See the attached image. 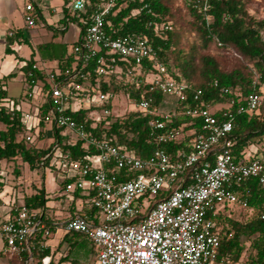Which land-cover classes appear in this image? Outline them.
<instances>
[{
    "label": "built area",
    "instance_id": "built-area-1",
    "mask_svg": "<svg viewBox=\"0 0 264 264\" xmlns=\"http://www.w3.org/2000/svg\"><path fill=\"white\" fill-rule=\"evenodd\" d=\"M87 2L72 0L77 17ZM113 4L114 0H109L92 14L80 41L73 46L77 60L72 66L63 71L60 67L48 70L33 64L26 73L27 98L32 100L39 94L43 98L41 104L47 102L49 109L43 116L39 114L41 105L31 112L24 111L23 121L28 129L25 140L30 142L33 133L39 132L43 119L45 127L62 128V134L68 135L70 142L82 140L85 149L96 151L84 159L59 156L52 161L54 166L59 162L56 169L66 182V190L89 192L92 208L98 213L95 219L79 214L63 223L66 232L90 238L97 251L93 264H216L225 234L218 224V211L225 204L246 208L245 195L254 181L264 191V155L251 156L250 150L237 159L233 153L232 113H218L203 101L186 110L187 115L203 120V133L192 139L189 151L179 149L175 157L158 148L143 158L107 138L86 133L83 123L75 120L70 111L104 105L101 115L107 116L112 109L105 106L110 102L109 93L79 82L86 75L82 69L93 65V72L99 78L109 76L114 69L107 61L106 55L110 53L138 65L157 58L147 36L129 34L113 38L106 32L105 18ZM35 10L33 3L25 7L24 17L30 28L36 26ZM155 66L158 73L149 81V91L161 92L164 100L166 95L175 96L176 102L185 100L188 84L169 77L162 63L156 62ZM35 71L45 73L44 80L37 78ZM131 75L132 82L140 83L129 69L128 76ZM201 94L198 90L195 99ZM84 99L90 102L88 106H82ZM152 101V96L144 97L137 107L149 110ZM18 102L15 104L11 99L2 105L20 109ZM262 107L263 97L251 93L238 111L258 112ZM162 115L164 119L152 122L157 130H165L166 122L172 117L169 112ZM180 133L174 128L166 129L157 138L168 142L178 139ZM120 172L126 179L119 180ZM14 213L0 222V238L7 251L27 253L28 259L33 260L32 242L35 245L39 242L38 235L45 240L51 231L40 210L22 204L14 208ZM261 217L264 218V212ZM39 245L45 246L43 241ZM49 262L48 256L42 258L43 264Z\"/></svg>",
    "mask_w": 264,
    "mask_h": 264
},
{
    "label": "trees",
    "instance_id": "trees-1",
    "mask_svg": "<svg viewBox=\"0 0 264 264\" xmlns=\"http://www.w3.org/2000/svg\"><path fill=\"white\" fill-rule=\"evenodd\" d=\"M108 1L88 0L85 9L80 11V17L74 15L81 30L73 46L80 41L96 8ZM252 1L182 0L185 10L182 12L177 5L178 0H114L105 18L106 32L113 38L129 34L147 36L157 51V58L147 59L138 65L133 61L122 60L115 53L107 54V61L114 65V69L109 76L100 78L93 72V65L84 67L82 71L86 75L79 82L88 88L95 86L102 92L109 93L110 102L106 107L112 109L114 98L122 93H125L131 107L124 116L115 115L113 111L107 116L101 115L104 105L81 107L70 111V115L83 123L89 136L107 138L140 157L147 158L158 148H164L171 157H175L179 149L189 151L191 139L203 133V120L186 113L188 108L198 106L203 101L206 107L219 111L218 113H232V135L235 138L233 153L237 159L250 150L251 156L264 155V98L263 107L258 112L238 111L249 94L257 93L264 97V18H257L249 11ZM64 21L65 25L70 21L68 13ZM48 27L56 37L58 30ZM66 31L67 29L61 30V34ZM20 35L16 32L11 36V41L18 40ZM38 49L42 54L43 51L46 52L49 58L57 59L63 71L77 60L74 49L68 52L67 44L50 42ZM6 51H10L8 46ZM230 52L235 57L228 65L223 57ZM156 62L166 67L169 77L188 84L186 99L176 102L173 109L169 110L172 117L166 122L165 130L174 128L182 134L191 132L189 136H180L168 142L158 141V134L165 130L155 129L152 122L164 119L160 113L164 96L158 91L150 92L148 80L150 74L158 73ZM33 64L34 61H31L25 67L31 70ZM129 69L137 80H141L140 83L129 80ZM35 74L37 78L44 80L45 73L35 71ZM13 75L15 74L9 76ZM198 90L202 94L199 99H195ZM149 96L153 97L149 110L138 108V102ZM11 99L14 98L0 88V124L3 125L0 129V161L15 162V167L21 161L31 170H44L54 167L52 161L59 156L84 159L96 152L85 149L82 140L70 142L69 136L62 134V128L58 127L53 129V138L48 143L43 136V119L37 136L26 142L25 134L28 129L23 121L24 111L16 106L11 108L2 105V102ZM17 102L15 99V104ZM48 109V103L43 102L39 114L43 116ZM15 170L20 173L18 168ZM124 179L125 176L120 172L119 180ZM249 187L250 190L245 195L248 200L246 208L225 204L218 211V224L225 234L216 264H264V218L261 217L264 212V191L255 181ZM47 201L43 186L36 188L34 194L24 197L26 206L43 212V218L52 233L57 225L46 215ZM236 211L245 217L235 218ZM81 236L88 237L74 232L65 234L64 238L69 240L70 247L64 259L71 252L76 253L78 247L74 248V240ZM37 239L39 242L43 241L41 235ZM39 242L32 249L33 258L38 257L37 264H41L42 258L50 252L49 247H41ZM89 252H97L93 244ZM23 255L29 256L27 253ZM244 257L246 259L242 263Z\"/></svg>",
    "mask_w": 264,
    "mask_h": 264
},
{
    "label": "crops",
    "instance_id": "crops-1",
    "mask_svg": "<svg viewBox=\"0 0 264 264\" xmlns=\"http://www.w3.org/2000/svg\"><path fill=\"white\" fill-rule=\"evenodd\" d=\"M19 3H21V0H0V20H4L6 22L8 20L7 17L10 16V14L13 15V13L16 11ZM28 3H33L36 7V26L30 28L27 23H25L24 27H18L10 30L8 36L6 35V38L3 39L0 37V88L5 89L7 95L14 99L17 98L10 95L8 86L3 84L1 80H3L4 78H10L9 75L12 73H14L15 76L18 74H22L24 79H26V73L30 69L29 67L27 68L25 66L31 61H34V64H38L39 66L44 67L48 70L59 67V62L57 59L49 58V55L44 51L42 54V52H40L38 48L41 45L48 44L50 42H59L67 45L70 44V33L68 32L69 27L68 25H65L64 21V17L66 14L57 17L54 21L55 25H52L53 27L51 26L53 29L58 30V35L55 37L54 31L48 26H50L49 24H51L49 18L54 17L56 10H46L39 0H26L25 7ZM23 14H25V11ZM38 18H40L41 21ZM56 24L58 25L57 27ZM64 29H67V31L64 34H61V30ZM16 32H19L21 34L20 38L18 40H13L12 42L11 36H13ZM78 37L79 34L77 35V39ZM23 44H29L30 48H25ZM7 46L10 49L9 52L6 51ZM30 55L32 58L29 60L28 56ZM2 128L3 125L0 124V129ZM43 128H45L43 136L46 137V140L49 143L53 138V128L49 126H44ZM96 163L99 164L98 162ZM7 166L8 164L3 163V160L0 161V222L8 220L9 218L14 216V209L10 210V207H8L9 204L14 202V206L16 207L18 206L16 205V201L19 200H23L24 204V198L23 196L19 195L18 189L13 185L10 186L8 183ZM57 174L58 180L56 181H58L60 185H62L61 190H63L59 195L56 194L57 190H55L53 194H51L52 196H50V192L43 185L46 191V198L48 199L45 211L46 213L49 212L48 218L51 221L53 220V224L57 225L56 228H63V223L68 218L74 215H88L91 219H95L98 216V213L96 210H94V208L90 207L91 202L89 192L82 190H66V182L64 183L62 181L59 171ZM34 193L35 191L29 195H32ZM66 233L67 232L64 230V233L58 236L56 241H52L53 243H49V241L43 240V244L45 245L44 247L50 248V252L48 253V255L44 256H48L50 258L49 264H62V261L65 260L64 256L68 254V249L70 247L69 240L64 238ZM74 242V248L78 247L76 249L77 255L87 253L88 256H91L89 248L93 243L92 241L89 242L88 237L81 236V238H79L78 240H74ZM95 256L97 258V252L95 253ZM96 258L94 261H92L91 264L95 263ZM31 263L36 264L35 258H33V260H29L28 256H24L23 254L19 255L7 251L6 244H4V246L3 244L0 245V264ZM40 263L43 264L42 260L40 261Z\"/></svg>",
    "mask_w": 264,
    "mask_h": 264
},
{
    "label": "rangeland",
    "instance_id": "rangeland-1",
    "mask_svg": "<svg viewBox=\"0 0 264 264\" xmlns=\"http://www.w3.org/2000/svg\"><path fill=\"white\" fill-rule=\"evenodd\" d=\"M31 1V0H28ZM37 1V0H32ZM43 7H45L46 10H56V13L54 14V17H50L49 21L51 22L50 27L54 24V21L57 17L61 15H65L68 13L70 21L67 23L69 29L68 32L70 33V44L68 45V52L73 51V43L77 39V35L80 33V26L78 23L74 20V11L72 8V0H39ZM25 2L26 0H21V3H19L18 8L16 11L10 16L7 17V21L0 20V37L6 38V35L8 36V33L10 30L18 27H24L25 26V18H24V11H25ZM178 7L183 11V2L182 0H178L177 2ZM249 11L254 14L257 18H264V0H253L249 5ZM40 21L41 19L38 18ZM58 25L56 24V27ZM53 27V26H52ZM25 48H30L29 44H23ZM235 54L233 52H230L228 54H224V60L229 65L234 60ZM32 57L31 55L28 56V59L30 60ZM14 77L10 78H4L1 80V82L8 86L9 93L11 96L16 97L17 100H19V107L25 111V112H31L33 109L37 108V105H41L42 97L39 94H36L35 97L32 100H29L26 96V93L28 92V87L26 83V79H24L22 74L13 75ZM135 76V74L133 75ZM132 81V75L128 76ZM155 77H157L156 74H150L148 76V80H153ZM119 82V81H118ZM264 98V97H263ZM15 102V99H13ZM86 100L81 103L82 106H88L90 102H85ZM177 101V98L175 96L166 95L164 103L160 107V113L165 114L169 112V110L173 109L175 106V103ZM78 107V105H77ZM131 107V105L127 102V98L125 96V93L120 94L119 96L115 97L113 100V108L112 111L115 115L124 116L127 112V110ZM191 134V132H188L186 134L180 133L179 137L185 136ZM36 132L32 136V138L36 137ZM189 136V135H188ZM192 137V136H190ZM46 138V137H45ZM33 140V139H32ZM256 148V147H255ZM3 163L8 164L7 166V175H8V183L9 185L15 186V188L18 189V193L20 196H23V198L34 191H36V188L39 186H45V188L53 194L55 190L56 194H60L62 185L56 180H58V168L59 162H56V166L47 167L44 170H31L28 165L22 164L21 161L18 163V167H15V162H7L6 160H3ZM55 163V161H54ZM15 168H18L20 173H17ZM46 181V182H45ZM46 184V185H45ZM22 201V202H21ZM23 204V200L16 201V205L21 206ZM14 202L9 204L8 207H10V210L14 209ZM93 205L90 204V207ZM47 217H49V212L46 213ZM235 218L243 219L245 216L239 215V211H236L234 214ZM53 221V220H52ZM64 233V229L62 227L56 228L49 236L46 238V241H49L51 243L53 240L56 241L57 237ZM53 241V242H54ZM52 242V243H53ZM3 244L4 246V240L0 239V245ZM33 246H35L34 242H32ZM96 258L95 254L91 253V256H88V254L83 253L81 255H77L75 252L71 253L67 259L62 261V264H91L92 261H94ZM246 258H243L242 263L244 262ZM36 264L38 263V257H35ZM32 264V263H31Z\"/></svg>",
    "mask_w": 264,
    "mask_h": 264
}]
</instances>
